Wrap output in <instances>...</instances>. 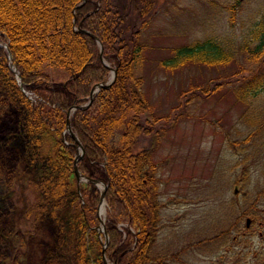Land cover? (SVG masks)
<instances>
[{
    "label": "trees",
    "instance_id": "trees-1",
    "mask_svg": "<svg viewBox=\"0 0 264 264\" xmlns=\"http://www.w3.org/2000/svg\"><path fill=\"white\" fill-rule=\"evenodd\" d=\"M155 10L156 0H0V122L15 112L23 145L22 177L16 187L26 198L11 232V241L19 242V248H25L23 227L41 232L45 219L61 235L67 219L79 230L75 246L65 254L74 264H90L88 242L96 250L93 264H105L102 252L115 264L155 261L149 250L162 206L158 166L150 148H137L139 137L149 131L144 115L156 119L138 73L144 58L140 36ZM77 26L88 33L77 31ZM262 27L259 23L252 30L251 45H240L242 57L252 63L264 53ZM95 38L101 43V55ZM235 58L236 50L207 38L172 48L157 67L165 72L192 64L225 69L235 62L242 67ZM102 59L115 68L114 81L100 88L89 105L73 110L69 122L84 148L76 161L78 171L107 184L104 225L108 243L104 248V236H97L95 229L101 188L92 181H77L73 170L77 146L67 132L62 135L66 112L86 103L91 88L108 79L110 69ZM46 61L65 68L68 77L63 81L50 78L41 68ZM224 75L213 86L209 79L191 87L186 102L195 98L191 94L196 89L208 97L233 82V76ZM187 94L182 92V96ZM4 159L2 149L0 179L14 185V168ZM63 241L61 236L60 248ZM60 254H47L40 264H54ZM163 260L157 258L159 264Z\"/></svg>",
    "mask_w": 264,
    "mask_h": 264
},
{
    "label": "rangeland",
    "instance_id": "rangeland-1",
    "mask_svg": "<svg viewBox=\"0 0 264 264\" xmlns=\"http://www.w3.org/2000/svg\"><path fill=\"white\" fill-rule=\"evenodd\" d=\"M259 23L264 25V0H156L140 36L144 58L138 70L156 119L144 115L149 131L139 137L137 148L153 152L162 204L149 250L155 261L149 264H159L157 258H164L162 264H264V53L252 63L239 52L240 45H251ZM207 38L236 50L242 67L235 62L225 69L192 64L165 72L157 67L172 48ZM41 68L56 81L68 77L65 68L47 61ZM224 74L233 82L208 97L196 89L186 102L191 87L209 79L213 86ZM110 76L109 70L104 82ZM18 131L17 114L9 112L0 122V151L5 150L4 162L16 177L14 185L0 179V264H40L55 251L63 255L54 264H74L65 254L79 230L67 219L61 235L44 219L41 232L21 229L25 248L11 241L26 198L16 187L22 177ZM87 246L93 264L96 250L91 242Z\"/></svg>",
    "mask_w": 264,
    "mask_h": 264
},
{
    "label": "water",
    "instance_id": "water-1",
    "mask_svg": "<svg viewBox=\"0 0 264 264\" xmlns=\"http://www.w3.org/2000/svg\"><path fill=\"white\" fill-rule=\"evenodd\" d=\"M76 30L77 31H80V32H83V33H88L86 30L84 29H81L79 28V26L76 27ZM96 39V38H95ZM97 43H98V46H99V52H100V55H101V43L98 39H96ZM3 46H6V45H3ZM8 57H10V55H8ZM102 62L106 65V67H108L111 71V76H110V79L109 81L107 82H101V83H97L95 84L91 90H90V93H89V100L83 104V105H73L67 112H66V128H65V132H67L70 137L72 138V140L74 141V143L76 144L77 146V153L75 155V158H74V174L77 178V181H80V180H83V181H92L94 182L95 184H97L98 186L101 187V192H100V198H99V203H98V206H97V217L99 219V224L100 226L97 228L98 232H102L103 233V236H104V242L102 243L103 245V248L107 245L108 243V237H107V234H106V230H105V225H104V220L100 219V216H99V207H100V204L103 202L104 203V211H105V206H106V203H105V199H104V194H105V189H106V186L107 184L102 182V181H99V180H91V179H88L86 177H84L82 174H80V172L78 171L77 167H76V161L83 155L84 153V148L82 147L81 143H80V140L78 139V137L74 134L73 130L71 129V126H70V122H69V117L70 115L72 114L73 110H75L76 108H79V107H86L87 105L90 104V102L92 101L94 95L97 93V91L100 89V88H106V87H109L112 82L114 81L115 79V74H116V70L114 67H111L109 64H107L103 59H102ZM11 70L15 71L13 67H11ZM15 75H16V80L19 81V74L17 72H15ZM21 87L20 83L18 84ZM64 133V132H63ZM248 221V220H247ZM102 260L105 264H115V263H109L104 255V253L102 252Z\"/></svg>",
    "mask_w": 264,
    "mask_h": 264
},
{
    "label": "bare ground",
    "instance_id": "bare-ground-1",
    "mask_svg": "<svg viewBox=\"0 0 264 264\" xmlns=\"http://www.w3.org/2000/svg\"><path fill=\"white\" fill-rule=\"evenodd\" d=\"M104 203L102 202L100 204V207H99V216H100V219L104 220L103 217H104Z\"/></svg>",
    "mask_w": 264,
    "mask_h": 264
}]
</instances>
